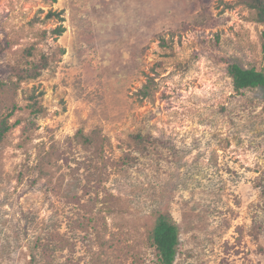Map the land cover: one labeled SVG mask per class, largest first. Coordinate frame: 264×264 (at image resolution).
<instances>
[{
	"label": "rangeland",
	"instance_id": "rangeland-1",
	"mask_svg": "<svg viewBox=\"0 0 264 264\" xmlns=\"http://www.w3.org/2000/svg\"><path fill=\"white\" fill-rule=\"evenodd\" d=\"M255 19L236 0H0V264H159L160 214L174 264H264V97L227 76L264 70Z\"/></svg>",
	"mask_w": 264,
	"mask_h": 264
},
{
	"label": "trees",
	"instance_id": "trees-1",
	"mask_svg": "<svg viewBox=\"0 0 264 264\" xmlns=\"http://www.w3.org/2000/svg\"><path fill=\"white\" fill-rule=\"evenodd\" d=\"M55 1L56 0H53V2ZM236 4L243 5L248 10L254 11L256 14V23L264 27V0H236ZM54 32L57 35H61L63 29L59 28ZM161 44L164 45V41H161ZM260 44L261 50L264 52V28L261 32ZM44 66L45 65H34L30 69L32 75L24 76L23 79L36 78L41 72L40 69H43ZM26 73L28 74V72ZM227 76L231 80L232 90L236 92V94H242L245 91L257 89L261 90L264 97V70L257 71L254 67L243 68L238 64H230L227 65ZM15 89L16 86L12 83L8 86L0 81V112L2 109L7 112L4 117L0 113V142L10 128L8 125V117L15 110V105L11 99V95ZM149 93L145 89V91L142 90L140 95L142 97H147ZM93 138L96 139L98 137L94 135ZM133 139L135 141L134 143L138 146L143 143V139L139 135L134 136ZM86 142L90 144L93 140L91 141V139H89L86 140ZM142 148L145 149V145L142 144ZM149 233V240L155 249L159 264H174L177 254L179 233L170 217L163 214L158 215Z\"/></svg>",
	"mask_w": 264,
	"mask_h": 264
}]
</instances>
